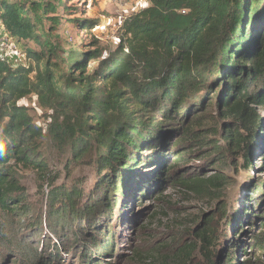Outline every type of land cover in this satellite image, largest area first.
I'll return each instance as SVG.
<instances>
[{
  "label": "trees",
  "instance_id": "trees-1",
  "mask_svg": "<svg viewBox=\"0 0 264 264\" xmlns=\"http://www.w3.org/2000/svg\"><path fill=\"white\" fill-rule=\"evenodd\" d=\"M149 1L124 18L119 43L107 56L100 40L93 38L92 45L63 59L35 22L41 8L57 15V4L33 2L27 9L0 0L7 32L34 61L12 66L0 58V233L32 211L19 169L35 170L40 183L50 177L40 148L48 138L59 154L71 153L67 168L90 157L99 178L87 194L80 183L56 186L54 177L47 194V225L53 229L66 221H84L81 233L87 228L103 237L90 233L87 242L103 254L114 253L112 219L128 210L127 200L166 180L170 165L162 161L164 152L185 147L172 163L176 165L193 144H204L206 136L194 121L199 118L196 109L210 102L205 99L212 88L224 120L233 118L220 143H214L215 152H240L245 165L253 167L262 128L251 104L260 100L264 82V0ZM49 18L59 24L57 17ZM78 22L88 33L98 25L90 18ZM93 60L98 65L91 69ZM31 95L52 110L47 131L21 104ZM209 179L212 184L222 180ZM211 229L198 234L199 254L214 264L219 236ZM192 248L194 252L197 247ZM187 260L199 263L189 253Z\"/></svg>",
  "mask_w": 264,
  "mask_h": 264
},
{
  "label": "rangeland",
  "instance_id": "rangeland-1",
  "mask_svg": "<svg viewBox=\"0 0 264 264\" xmlns=\"http://www.w3.org/2000/svg\"><path fill=\"white\" fill-rule=\"evenodd\" d=\"M10 1L21 3L27 9L33 2L59 6L57 15H47L41 8L38 11L41 18L35 22L63 59L92 45L93 38L100 40L107 56L119 43L122 21L138 4L137 0ZM49 16L57 17L59 24ZM31 17H34L32 12ZM85 18L98 23L91 33L82 31L78 25V21ZM0 58L12 66L34 65L18 43L0 48ZM97 65L98 61L93 60L90 68ZM260 89V100L251 104L258 116V129L262 127L257 151L251 158L253 167L245 165L240 152H215L214 143H220L226 123L233 118L224 120L212 88L208 92L209 100L205 99L210 102L196 109L199 118L194 121L195 129L206 136V140L201 141L204 144H193L184 161L176 165L172 163L178 159V154H184L185 147L164 152L162 161L170 165L166 180L151 187L144 196L127 200L128 210L118 211L112 219L115 248L111 254H103L99 247L87 242L90 233L100 240L103 237L87 228L84 229L87 234L81 233L84 221H66L53 229L47 225V194L54 177L56 186L80 183L90 194L99 175L90 157L67 168L71 153L61 155L50 139L41 140L40 148L51 175L40 183L38 172L19 169V178L31 195L32 211L23 221L15 220L1 228L0 264H190L188 253L190 257L199 258L198 264H212L199 254L198 234L209 226L211 230L216 228L219 236L214 264H264V82ZM251 90L255 91L256 86L252 85ZM21 104L29 109L34 123L47 131L52 110L43 107L37 95L24 98ZM212 176L221 178V182L210 183ZM221 209H225L224 213ZM209 219L211 225H207ZM258 243L263 244L261 249ZM193 245L197 247L194 252ZM86 254L93 257L86 259ZM230 257H233L232 262Z\"/></svg>",
  "mask_w": 264,
  "mask_h": 264
},
{
  "label": "built area",
  "instance_id": "built-area-1",
  "mask_svg": "<svg viewBox=\"0 0 264 264\" xmlns=\"http://www.w3.org/2000/svg\"><path fill=\"white\" fill-rule=\"evenodd\" d=\"M15 40L7 32L3 22L0 19V48L15 45Z\"/></svg>",
  "mask_w": 264,
  "mask_h": 264
},
{
  "label": "crops",
  "instance_id": "crops-1",
  "mask_svg": "<svg viewBox=\"0 0 264 264\" xmlns=\"http://www.w3.org/2000/svg\"><path fill=\"white\" fill-rule=\"evenodd\" d=\"M137 3L138 4L135 5L134 10L139 9V8H142L144 6H147L150 3V1L149 0H137Z\"/></svg>",
  "mask_w": 264,
  "mask_h": 264
}]
</instances>
